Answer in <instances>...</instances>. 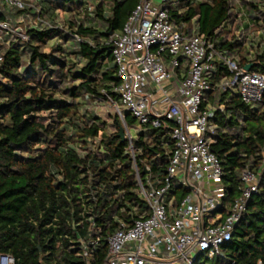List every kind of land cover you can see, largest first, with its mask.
<instances>
[{
	"label": "trees",
	"instance_id": "trees-1",
	"mask_svg": "<svg viewBox=\"0 0 264 264\" xmlns=\"http://www.w3.org/2000/svg\"><path fill=\"white\" fill-rule=\"evenodd\" d=\"M22 1L26 5L19 9L0 0V20L12 15V26L28 37L11 39L3 30L0 36V253L11 254L15 264H83L80 240L90 232L100 238L94 261L102 263L108 236L122 220L131 221L134 207L140 212L145 206L125 153L127 140L119 136L118 113L106 121L85 104L119 102L113 91L116 65L105 39L123 27L140 0H90V10L89 0ZM237 2L262 32L261 45L253 40L249 48L254 49L250 69L264 74V0H167L165 6L185 34L211 37L244 65L249 49L244 35L228 38L223 29L226 23L239 27ZM27 14L38 18L35 24L19 19ZM227 74L218 66L212 82ZM206 97L224 104L210 119L209 133L222 167L220 209L238 195L242 169L259 175L258 191L232 238L208 264H255L257 259L264 264V96L254 105L231 91L215 89ZM121 111L126 125L133 126L132 114ZM168 142L162 127L146 126L137 133L142 181L144 163L164 177ZM187 192L174 186V202ZM201 257L193 264H203Z\"/></svg>",
	"mask_w": 264,
	"mask_h": 264
},
{
	"label": "built area",
	"instance_id": "built-area-1",
	"mask_svg": "<svg viewBox=\"0 0 264 264\" xmlns=\"http://www.w3.org/2000/svg\"><path fill=\"white\" fill-rule=\"evenodd\" d=\"M4 1L19 9L26 5L22 0ZM166 2L140 0L123 27L105 39L116 65L113 91L119 102L109 101L122 121L127 140L125 153L145 207L140 212L134 207L131 221L122 220L120 228L108 236L102 263L94 261L99 236L89 232L87 238L80 240L83 264H193L199 255L210 261L220 255L221 245L232 238L248 200L258 191L259 175L244 168L238 195L226 204L225 210L220 209L225 195L222 167L210 148L209 133L213 132L210 119L215 111L224 109V104L211 101L206 93L215 89L231 91L247 105L261 101L264 74L245 66L251 64L254 52L249 48L254 40L250 36L258 32L257 38L261 39L262 32L246 19L247 23L240 21L231 35L239 39L244 35L243 43L249 49L243 65L234 52L219 47L211 37L185 34L171 21ZM90 15L94 17L93 13ZM231 25L226 23L225 27ZM0 30L22 41L28 39L8 20H0ZM256 45H261V41L257 40ZM218 66L228 74L213 83ZM119 105L138 122L135 134L126 125ZM146 126L162 127L168 134L169 142L164 145L168 162L163 178L155 176L151 165L144 163L142 181L134 139ZM174 186L188 189L176 203L171 193ZM206 261L202 263L207 264ZM0 264H15V259L9 253H0ZM255 264L263 263L257 259Z\"/></svg>",
	"mask_w": 264,
	"mask_h": 264
},
{
	"label": "rangeland",
	"instance_id": "rangeland-1",
	"mask_svg": "<svg viewBox=\"0 0 264 264\" xmlns=\"http://www.w3.org/2000/svg\"><path fill=\"white\" fill-rule=\"evenodd\" d=\"M93 1H90L89 0V5H91V7H93ZM31 4V3H30ZM29 4V5H30ZM234 11L237 12L238 14V17H239V20L243 23H247L246 19H248V21H250V18L248 16V12H247V9L240 3V2H237L234 6ZM244 12H245V16H244ZM20 20L24 21L25 19H27L28 23L29 24H35L36 22V19H35V16L32 15V14H27V18H25L23 15L19 18ZM13 17L12 15L8 16V21L10 22V24L12 25V22H13ZM240 24V23H239ZM225 31V33H229L228 35V38H231V35L237 31V27L235 24H232L230 27H225L223 28ZM251 29L255 30L253 27H251ZM252 31V30H251ZM1 33L2 31L0 30V36H1ZM254 34H251L250 37H252V39L254 40H257L259 34L258 32H252ZM258 35V36H257ZM12 39V37H10ZM54 43V42H53ZM86 106V110L89 111V112H92L93 114H95L96 116L100 117L101 119L103 120H106V121H110L112 119V114L116 113V108H115V105L113 103H111L110 101H104V100H95V101H88L87 100V103L85 104ZM119 107L124 110V106L123 105H119ZM85 108H82V111H84ZM138 127V122L135 121L134 125L131 126L130 130L132 132V134H135L134 132V127ZM203 261H206L205 257L202 256L200 259H199V263H202ZM207 264L209 263V261L207 260L206 261Z\"/></svg>",
	"mask_w": 264,
	"mask_h": 264
},
{
	"label": "water",
	"instance_id": "water-1",
	"mask_svg": "<svg viewBox=\"0 0 264 264\" xmlns=\"http://www.w3.org/2000/svg\"><path fill=\"white\" fill-rule=\"evenodd\" d=\"M251 65L252 64L246 65L245 68L247 70H249L250 67H251ZM119 136H120L121 140H124L125 139V133H124V128L123 127H120V129H119Z\"/></svg>",
	"mask_w": 264,
	"mask_h": 264
}]
</instances>
